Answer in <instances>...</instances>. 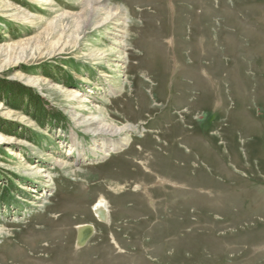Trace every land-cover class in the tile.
I'll use <instances>...</instances> for the list:
<instances>
[{"label":"rangeland","instance_id":"obj_1","mask_svg":"<svg viewBox=\"0 0 264 264\" xmlns=\"http://www.w3.org/2000/svg\"><path fill=\"white\" fill-rule=\"evenodd\" d=\"M82 2L0 0V264H264V0H110L125 26L85 33ZM75 110L128 146L91 154Z\"/></svg>","mask_w":264,"mask_h":264},{"label":"bare ground","instance_id":"obj_2","mask_svg":"<svg viewBox=\"0 0 264 264\" xmlns=\"http://www.w3.org/2000/svg\"><path fill=\"white\" fill-rule=\"evenodd\" d=\"M181 1V0H180ZM110 0H83L82 2V12H84V21L83 24H85V29L83 30V33L86 32L88 25H93L97 29H102L106 26V24L114 23L118 24L119 23V17L122 15L124 16L123 11L121 10L120 7H109L108 3ZM112 6V5H111ZM152 8V7H151ZM181 8V7H180ZM154 10V9H152ZM183 11V10H182ZM237 11V10H236ZM164 13V12H163ZM132 14V13H131ZM166 14V13H165ZM203 14V13H202ZM209 14V13H208ZM219 15V14H218ZM24 15V17H26ZM130 16V14H129ZM133 16V15H132ZM149 16V15H148ZM206 17V16H205ZM123 22H120L119 24H123L127 21V18L123 17ZM177 18V17H176ZM203 18V16H202ZM208 18V17H207ZM99 19V20H97ZM194 19V18H193ZM173 20V19H172ZM179 20V19H178ZM179 22V21H178ZM182 23V22H181ZM87 25V27H86ZM125 26V25H124ZM175 28V27H174ZM201 34V33H200ZM238 34V33H237ZM198 42V41H197ZM192 44V43H191ZM209 44V43H208ZM212 46V45H211ZM198 56V55H197ZM204 57V56H203ZM202 68V67H201ZM217 68V67H216ZM195 69V68H194ZM193 69V70H194ZM204 73V70H201ZM214 72V69H213ZM205 79V78H204ZM37 82V79H32L28 83L31 85H35ZM209 82V81H208ZM136 89V88H135ZM140 94V93H139ZM76 96L73 95V98ZM140 99V98H139ZM140 101V100H138ZM84 100H81L79 105L75 107L77 110H83L86 108L84 105ZM198 104V103H197ZM207 104V103H206ZM139 106V105H138ZM197 108V107H196ZM140 109V108H139ZM91 110V109H90ZM203 110V109H202ZM104 111V110H103ZM99 112V110H98ZM164 112V111H163ZM166 113V112H165ZM186 115L189 116L188 112L185 113ZM88 115V114H86ZM71 118L75 122V125L79 127V129L83 130L88 135H91V140L92 144L90 146V151L91 154L98 155L99 153L103 154L105 157L110 156V153H115L119 150H121L122 147L128 146V138L127 134L134 129L129 125L127 122L124 121V119H120L117 117H111V121H107L105 117L102 115V111L98 113H91L88 116H84L78 111H73L71 112ZM170 119V118H169ZM119 122V124L115 123ZM125 122V123H124ZM174 125V124H173ZM173 125H171L173 127ZM171 127V128H172ZM169 129V128H168ZM167 130V128H166ZM157 131V130H156ZM87 135V136H88ZM154 135L153 141L155 143H159V141L162 139L160 138L162 135L160 133H152ZM152 135H149L146 133L143 135V139H145L147 136L152 137ZM166 137V136H164ZM142 139V140H143ZM165 139V138H164ZM163 139V140H164ZM140 140V142H142ZM73 145L72 149L70 151L75 152L78 156L83 157L84 152L86 151V148L81 146V143L77 139V135H73ZM139 143V141H138ZM153 144V143H152ZM151 144V145H152ZM162 144V143H161ZM160 144V145H161ZM157 145V144H156ZM155 146V145H154ZM140 149L138 152L134 154L135 157V164L138 165V168L145 169L147 175L145 176V179L143 177V181L141 183H148L155 179L157 176L156 173V168H157V155H159L160 151H156L154 149H147L143 148L141 145L139 146ZM169 147H167L168 149ZM172 149V147H171ZM179 149V148H178ZM175 150V149H174ZM155 151V152H154ZM159 154H158V153ZM70 154V153H69ZM186 155V154H185ZM90 156V155H89ZM184 156V155H183ZM59 167L65 169L66 166L60 164ZM68 172L72 173L74 176H76V172L72 171L73 169L67 168ZM136 170V169H135ZM137 171V170H136ZM47 171L41 169L39 173L46 174ZM138 172V171H137ZM199 173V172H198ZM221 173V172H220ZM222 174V173H221ZM47 175H43V178H46ZM41 177V178H42ZM160 177V176H159ZM164 177V176H163ZM247 178V177H246ZM110 179V178H109ZM112 179V178H111ZM110 179V180H111ZM114 179V178H113ZM116 181H113L115 183V188L118 190H124L126 185V177H118L116 178ZM162 179V178H160ZM158 180V178H157ZM165 180V179H164ZM162 180V181H164ZM138 181H141L140 179H135L133 183L138 186ZM170 180H168L169 182ZM166 182V181H165ZM175 182V181H174ZM226 182V181H225ZM44 183V182H43ZM170 183V182H169ZM172 183V182H171ZM124 184V185H123ZM180 184V183H178ZM176 184V185H178ZM182 184V183H181ZM140 185V184H139ZM144 185V184H143ZM135 186V188H136ZM147 186V185H146ZM162 186V185H161ZM168 186V185H167ZM142 187V186H141ZM173 187V186H172ZM164 188V187H163ZM167 188V187H166ZM175 189V188H174ZM172 190V189H171ZM186 190V189H185ZM168 191H170L168 189ZM174 191V190H173ZM172 191V192H173ZM175 192V191H174ZM178 192V191H177ZM125 193V192H122ZM158 193V191L156 192ZM163 193V192H162ZM176 193V192H175ZM126 194V193H125ZM161 194V193H160ZM169 194V193H168ZM174 194V193H173ZM179 194V193H178ZM139 195V194H138ZM202 195V194H201ZM172 196V193H171ZM127 197V196H126ZM130 197V196H129ZM135 197V196H134ZM165 197V196H164ZM173 197V196H172ZM131 198V197H130ZM126 200H129V198ZM131 200V199H130ZM184 200V199H183ZM185 201V200H184ZM200 202V201H199ZM108 202L105 200L104 197H101L97 202L93 205L92 211L95 216V218L98 220V222H101L103 224H108L111 221V215L109 211V206ZM168 205V204H167ZM192 206V205H189ZM169 209V208H168ZM176 210V209H175ZM239 210V209H238ZM176 212V211H175ZM180 212V211H179ZM227 212V211H226ZM134 214V213H133ZM163 215V214H162ZM185 217V216H184ZM63 219V218H62ZM247 219V218H246ZM186 220V218H185ZM225 220V219H224ZM187 222V221H185ZM149 223V222H148ZM214 223V222H213ZM178 224V223H177ZM223 226V225H222ZM77 230V243L78 245L80 244L83 245L87 239H89L95 231V227L92 225H80L76 227ZM166 230V229H165ZM219 230V229H218ZM10 239V237H9ZM256 244V243H255ZM87 254V253H86ZM91 254V253H90Z\"/></svg>","mask_w":264,"mask_h":264},{"label":"trees","instance_id":"obj_3","mask_svg":"<svg viewBox=\"0 0 264 264\" xmlns=\"http://www.w3.org/2000/svg\"><path fill=\"white\" fill-rule=\"evenodd\" d=\"M15 94H16L15 99L18 98L19 101L22 100V98H23L22 94H19V93H15Z\"/></svg>","mask_w":264,"mask_h":264}]
</instances>
